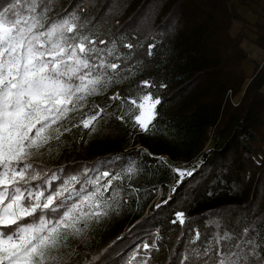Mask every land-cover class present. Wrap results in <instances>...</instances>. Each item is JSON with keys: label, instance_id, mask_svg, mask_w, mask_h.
Here are the masks:
<instances>
[{"label": "trees", "instance_id": "trees-1", "mask_svg": "<svg viewBox=\"0 0 264 264\" xmlns=\"http://www.w3.org/2000/svg\"><path fill=\"white\" fill-rule=\"evenodd\" d=\"M13 2L0 0V11ZM29 2L21 0V15ZM73 16L78 36L105 42L95 47L120 66L118 76L60 121L61 132L71 131L31 163L59 177L41 185L46 194L79 177L75 192L65 193L69 207L102 186L109 178L103 173L123 179L99 198L114 196L119 207L69 239L62 264H139L146 256L148 264H213L218 251L264 264V60L248 77L247 19L229 0H55L48 13L49 22ZM252 27L253 43L264 49V24ZM148 94L160 104L144 132L134 126L139 109L130 100ZM99 108L105 111L96 131L83 128L80 121ZM98 177L100 185L89 183Z\"/></svg>", "mask_w": 264, "mask_h": 264}, {"label": "snow or ice", "instance_id": "snow-or-ice-1", "mask_svg": "<svg viewBox=\"0 0 264 264\" xmlns=\"http://www.w3.org/2000/svg\"><path fill=\"white\" fill-rule=\"evenodd\" d=\"M20 6L21 0H14L10 8L0 11V264H62L61 250L69 247V239L81 238L90 223H100L119 207L110 202L115 200L114 196L97 197L103 198L113 187L112 181L123 177L103 173V177H109L107 181L79 204L69 207L65 201L70 196L65 193L75 192L79 177H69L46 194L40 190L41 185L51 186L59 177L37 170L30 158L42 149L51 151L47 148L51 141H59L64 132L71 131L65 127L61 132L54 125L83 108L88 97L100 95L102 88L106 90L113 77L118 76L120 66L107 63L101 55L104 49L95 47L96 43H105L103 40L77 35L75 16L49 22L48 13L54 9L55 0H30L27 16L17 11ZM97 60L98 63L94 62ZM106 69L112 70L111 76ZM142 83L151 86L149 81ZM111 99L119 100V93ZM138 99L140 103L130 100L139 109L133 117L134 126L147 132L157 118L160 100L153 99L151 94ZM104 111L99 108L94 115L81 120L80 125L95 132ZM100 179L89 183L100 185ZM34 181L40 183L33 184ZM33 188L37 190L34 192ZM85 205L88 211L84 210ZM58 210H63L62 214ZM49 214L56 219H47ZM177 220L184 223L183 213L177 214ZM143 247L154 249L156 245ZM250 255L258 254L253 250ZM216 256L213 264H251L248 256L238 253L218 251ZM149 258L146 256L142 264H148Z\"/></svg>", "mask_w": 264, "mask_h": 264}, {"label": "crops", "instance_id": "crops-1", "mask_svg": "<svg viewBox=\"0 0 264 264\" xmlns=\"http://www.w3.org/2000/svg\"><path fill=\"white\" fill-rule=\"evenodd\" d=\"M229 1L234 5L235 9L244 18L247 19V21L249 23V24L247 23V25L245 27V33L247 36L245 39V42H247V41L253 42V40L255 39V28L252 27V24L254 22H256L257 20H260L264 24V0H248L246 2H242L240 0H229ZM244 6L247 10V13L244 12V9H245ZM254 17H255V19L253 20L252 18H254ZM258 48L262 49L260 47H258ZM247 54H248V56H250V54L248 52H247Z\"/></svg>", "mask_w": 264, "mask_h": 264}, {"label": "rangeland", "instance_id": "rangeland-1", "mask_svg": "<svg viewBox=\"0 0 264 264\" xmlns=\"http://www.w3.org/2000/svg\"><path fill=\"white\" fill-rule=\"evenodd\" d=\"M243 8V7H242ZM245 8V6H244ZM244 12L247 13V10L246 8L244 9ZM253 20L255 19L252 18ZM243 47L245 49V51H247L250 56H248V60L244 62V67H245V70H246V73H247V76L250 77L252 75V71L254 69V65L255 63H262V61L264 60V49H259L257 46L254 45V43L252 41H247V42H243ZM256 51V52H255ZM246 52V53H247ZM259 52V53H258ZM264 89V88H263ZM140 103V102H138ZM60 123V122H59ZM59 125V124H58ZM58 125H54V127L58 126ZM208 145V144H207ZM211 145L209 144L207 147L209 148ZM41 153H42V150L40 153H35L31 158H30V162H33L39 158H41ZM176 170H182V171H186L184 165H177L176 167ZM33 190V189H32ZM34 192L36 190H33ZM93 192V191H92ZM91 193V192H90ZM88 195V194H87ZM160 197V191L158 192V195H157V198L155 200V204L158 202V199ZM98 199L100 198L99 196L97 197ZM83 199V198H82ZM76 200L75 201V204H79L81 202V200ZM74 204V203H73ZM84 208H86L88 210V206L85 205ZM82 226V225H81ZM139 264H142L139 263Z\"/></svg>", "mask_w": 264, "mask_h": 264}]
</instances>
